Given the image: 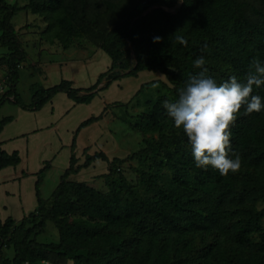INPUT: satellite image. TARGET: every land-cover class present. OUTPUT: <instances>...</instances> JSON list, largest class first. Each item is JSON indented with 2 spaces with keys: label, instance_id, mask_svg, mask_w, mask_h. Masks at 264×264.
Returning <instances> with one entry per match:
<instances>
[{
  "label": "trees",
  "instance_id": "obj_1",
  "mask_svg": "<svg viewBox=\"0 0 264 264\" xmlns=\"http://www.w3.org/2000/svg\"><path fill=\"white\" fill-rule=\"evenodd\" d=\"M143 1L153 6L174 0ZM258 1L264 6V0ZM90 2L96 8L100 3L113 4L112 0H28L16 6L0 0V46L7 50L0 64L6 66L4 78L8 85L0 106L12 98L14 105L38 110L58 92L87 103L103 76L114 68L117 52L126 42L134 44L135 63L126 73L113 75L106 84L143 70L159 71L171 84L170 94L153 100L136 123L140 130L152 132L145 147L128 156L138 163L136 184L121 168L126 159L109 160L103 151L85 154L83 163L77 164L76 136L101 116L83 120L73 134L69 166L51 197L43 199L39 189L46 164L35 183V210L18 222L11 217L0 221V264H211L215 243L192 241L197 231L210 230L226 233L233 244L240 246L223 264H264V208L256 207L264 199V107L260 112L246 114L245 106L237 114L230 130L229 157L235 159L234 154H238L241 168L227 176L211 166H196L188 138L182 128L174 127L164 108L165 101L178 99L190 77L203 71L193 63L201 56L208 69L204 75L218 85L233 75L244 81L254 59L264 64L261 8L243 0H182L175 13L155 8L141 17V11L133 7L119 22L105 28L98 17H89ZM20 9L38 13L46 22L43 32L48 37L56 36L65 15L69 22L99 32V48L111 59L109 69L83 89L73 87L66 79L47 88L33 84L31 101L25 104L16 86L18 66L27 53L12 25ZM177 35L186 39V46L176 42ZM155 37L160 41L154 42ZM252 95H258L264 105V85L254 87ZM10 120L11 117L0 119V130ZM97 159L108 164V171L102 174L107 191L68 178ZM19 161L17 151L0 150V169ZM47 221L57 230L56 242L36 240ZM254 235L259 236V242L253 240ZM8 249H12L11 258L7 257Z\"/></svg>",
  "mask_w": 264,
  "mask_h": 264
},
{
  "label": "crops",
  "instance_id": "obj_2",
  "mask_svg": "<svg viewBox=\"0 0 264 264\" xmlns=\"http://www.w3.org/2000/svg\"><path fill=\"white\" fill-rule=\"evenodd\" d=\"M32 14L40 16L38 13ZM30 23V21L26 20L25 25L20 29L27 33L25 39L35 48V56L37 57L27 62L29 55L26 52V58L18 66L19 78L16 90L19 95L20 70L26 67L33 68L34 70V72L29 74L30 89V86L33 84L47 88L57 84L61 79L70 80L72 86H75V88H87L94 84L99 74L109 67L108 61L105 63V69L103 70L97 67L96 64L90 69L92 73L89 75V71L87 72L85 69H82L85 62L78 58H73L72 52L66 53L67 56L65 58H43L41 56L42 51L50 53L51 49H55L56 51L59 47L54 39H47L41 33L42 29L37 27L39 23L34 27L29 26ZM17 34L21 40L19 32ZM21 42L23 43L22 40ZM60 50L65 51L66 49L61 48ZM6 52L7 50L1 52L0 57ZM98 54H102L101 49L95 52V56ZM6 73V66L0 64V79H3ZM139 73L140 71L135 76L122 78L127 79L131 83L127 90H123V94L132 93V89L136 87L135 80L139 77ZM77 77L78 79L84 78L83 82L85 84L82 86L76 85L75 80ZM101 82L97 86L99 90L95 92V95L87 103L76 102L72 98H69L65 92H58L38 110L23 109L14 105L11 102L12 98L5 100L0 106V119L11 117V120L3 125L0 130V150L7 153L17 151L20 157L17 165L6 166L0 169L1 222L7 217H11L14 221L18 222L35 210L37 206L35 183L38 179V172L46 164L48 166L42 176L39 189L43 199L51 197L55 187L59 183L60 176L69 166L71 141L74 131L83 120L101 114L105 105L110 102V95L107 94L108 90L101 89ZM139 82L137 81L138 84L141 83ZM131 86L132 88H130ZM30 101L23 102L29 104ZM99 124L100 119L79 130L74 149L77 164L83 163L85 154L97 152L94 150V145L98 140L99 133L97 129ZM54 165L57 166V170H55L56 175L53 177ZM107 171V162L97 159L87 167L81 168L77 173L70 174L68 178L76 180V176L80 173L82 175L88 174V178L85 177L81 181L90 183L92 181L91 177L102 175ZM6 254L8 258H11L13 255L12 249H8Z\"/></svg>",
  "mask_w": 264,
  "mask_h": 264
},
{
  "label": "rangeland",
  "instance_id": "obj_3",
  "mask_svg": "<svg viewBox=\"0 0 264 264\" xmlns=\"http://www.w3.org/2000/svg\"><path fill=\"white\" fill-rule=\"evenodd\" d=\"M5 1L16 6L24 5L28 2V0ZM243 1L249 2V5L261 8L262 14L264 15V6L258 0ZM112 2L113 4L109 6L105 3H100L99 8L95 7L94 2H90V9L88 12L89 17H98L99 24L101 23L102 27L106 28L119 22L133 7H136L141 11V17H146L151 14L152 10L155 8H161L167 12L175 13L180 8L182 0H174L167 4H157L153 6H147L143 0H112ZM247 11L251 15L252 10L250 6L249 9L247 8ZM67 19L68 18L65 15V22H61L59 26L60 30L55 31L54 33L56 36L52 35L48 37L43 32L46 27V22L42 20L40 16L33 15L30 10L20 9L16 12L12 19V25L15 30L19 32L21 40L23 41V47L26 52H28L29 58L27 59V62L36 59L37 56H35V48L25 39L27 33L20 29L21 27L23 28L26 20L30 21L31 23L29 26L31 25L33 27L39 23L37 27L42 29L41 33L47 39H54L56 41L55 43L59 47L56 51L55 49H51L50 53L48 51H42L41 56H43V58H65L67 56L66 53L68 54L72 52L73 58H78L85 62L82 69H85L87 72L89 71V75L92 73L90 69L96 64L97 67L103 70L105 69V63L108 61V65L110 67L111 59L108 54L101 50L102 54L95 56V52L100 50L99 43L101 35L99 32L97 33V31L93 29H88L86 27L79 26V24H74L72 21L69 22V19L67 22ZM32 23H34V25H32ZM100 33H102V31ZM144 36L143 39H140L137 45L144 40ZM61 48L66 50L61 51ZM3 51H6L5 47L0 46V53ZM135 56L136 51L134 44L126 42L125 45H123L117 52L114 61V68L109 70L102 78L100 86H102L101 89L108 90L107 94L110 95V102L105 105L103 112L100 114V124L97 129V132L99 133L98 140L94 145V150L103 151L109 160L114 157L126 159L123 163H121V168L124 170V174L127 179L133 184L137 183L135 169L138 166V163L133 159H128V156L139 149L144 148L146 145V138H148L152 133L150 131L140 130L136 126V123L142 120V115L148 110L153 100L162 94H170L169 87H171V84L166 80L161 72L148 70L140 71L138 75L139 77L135 80L136 87L132 89V93L130 94H123V90H127L131 85L127 79H122L126 76H123L119 80L117 79L118 81L110 80L109 83L106 84V81H108V79H110L113 75L119 73L124 74L132 68L135 63ZM109 67H107L105 71H107ZM20 72L21 79L19 83V93L23 101L28 102L30 101L32 93L29 88V74L34 72V70L33 68L26 67L21 69ZM83 79H78L77 77L75 84L82 86L85 84ZM137 81H140L141 83L139 82L140 84H138ZM142 83H144V86L141 87ZM153 83H156L159 86L157 88H153ZM130 88H132V86ZM97 90L99 89L96 87L94 91L96 92ZM84 94H86V92L80 93V95L83 96ZM167 130L168 127L165 128V131ZM154 135H156V132H154ZM57 161L59 162V160ZM56 167L57 166L55 165L53 166V177L56 175ZM76 177V180L81 181L85 177L88 178V174L82 175V173H80ZM91 180L90 184L95 189L103 192L107 191L106 179L103 175L91 177ZM256 207L258 209H263L264 199L257 203ZM262 226L264 229V219ZM36 240L38 242H56L58 240L57 230L51 221H47L45 230L41 234L37 235ZM253 240L255 242H259L260 238L258 235H254ZM192 241L195 243H215L214 253L210 257L211 264L225 263L228 260L227 256L231 253V251L236 248H240V246H236L229 240L226 233L220 230H210L207 232L197 231L193 235Z\"/></svg>",
  "mask_w": 264,
  "mask_h": 264
},
{
  "label": "clouds",
  "instance_id": "obj_4",
  "mask_svg": "<svg viewBox=\"0 0 264 264\" xmlns=\"http://www.w3.org/2000/svg\"><path fill=\"white\" fill-rule=\"evenodd\" d=\"M155 37L154 42H159ZM176 42L187 45L183 36L177 35ZM194 66L203 71L199 76L190 77L185 87L179 91L175 102H164L168 116L174 121V127L183 130L191 145L196 166L206 169L211 166L220 175L237 173L241 168L238 154L235 159L229 157L231 128L237 114L245 107V113L260 112L261 98L252 95L253 89L264 85V64L254 59L244 79L240 81L235 75L222 84L206 77L208 71L204 57L197 58ZM159 85L152 84L153 88Z\"/></svg>",
  "mask_w": 264,
  "mask_h": 264
},
{
  "label": "built area",
  "instance_id": "obj_5",
  "mask_svg": "<svg viewBox=\"0 0 264 264\" xmlns=\"http://www.w3.org/2000/svg\"><path fill=\"white\" fill-rule=\"evenodd\" d=\"M7 83L5 81V78L0 79V100L4 97L6 90H7Z\"/></svg>",
  "mask_w": 264,
  "mask_h": 264
}]
</instances>
